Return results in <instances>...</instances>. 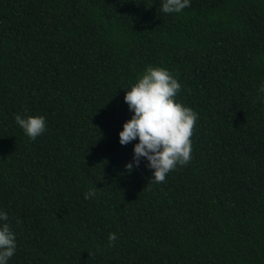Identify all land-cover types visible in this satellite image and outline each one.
Here are the masks:
<instances>
[{
  "label": "trees",
  "instance_id": "1",
  "mask_svg": "<svg viewBox=\"0 0 264 264\" xmlns=\"http://www.w3.org/2000/svg\"><path fill=\"white\" fill-rule=\"evenodd\" d=\"M197 114L153 182L117 133L145 66ZM264 0H0V209L8 264H264ZM255 100V102H254ZM43 115L29 139L17 112ZM95 196L84 198L88 189ZM116 239L109 246L108 234Z\"/></svg>",
  "mask_w": 264,
  "mask_h": 264
},
{
  "label": "clouds",
  "instance_id": "2",
  "mask_svg": "<svg viewBox=\"0 0 264 264\" xmlns=\"http://www.w3.org/2000/svg\"><path fill=\"white\" fill-rule=\"evenodd\" d=\"M190 4L191 0H160V10L163 13H181ZM124 89L123 101L131 115L122 122L117 133L118 143L125 145L136 141L132 145V158L124 167L131 171L143 160L145 167L151 169L152 181L162 182L170 170L191 159L190 138L198 114L175 99L181 84L164 67L145 66L135 82ZM257 94L259 102L264 105V80L257 85ZM14 121L31 140L45 131L43 115H28L25 110L23 114L15 113ZM94 196V188L84 193L85 199ZM8 219V213L0 209V264H8L17 247L16 233ZM107 239L111 246L116 234L110 232Z\"/></svg>",
  "mask_w": 264,
  "mask_h": 264
}]
</instances>
